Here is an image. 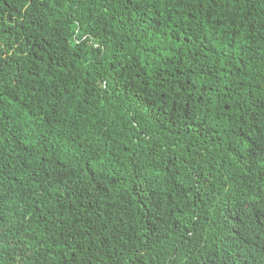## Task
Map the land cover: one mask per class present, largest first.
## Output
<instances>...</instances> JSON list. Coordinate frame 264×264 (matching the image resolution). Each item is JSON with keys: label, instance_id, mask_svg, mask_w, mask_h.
<instances>
[{"label": "trees", "instance_id": "trees-1", "mask_svg": "<svg viewBox=\"0 0 264 264\" xmlns=\"http://www.w3.org/2000/svg\"><path fill=\"white\" fill-rule=\"evenodd\" d=\"M0 264H264V0H0Z\"/></svg>", "mask_w": 264, "mask_h": 264}, {"label": "clouds", "instance_id": "clouds-1", "mask_svg": "<svg viewBox=\"0 0 264 264\" xmlns=\"http://www.w3.org/2000/svg\"><path fill=\"white\" fill-rule=\"evenodd\" d=\"M6 232V228L4 226H0V236Z\"/></svg>", "mask_w": 264, "mask_h": 264}]
</instances>
